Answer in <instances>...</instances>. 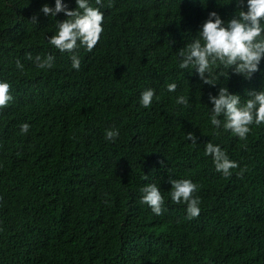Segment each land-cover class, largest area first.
<instances>
[{
  "label": "trees",
  "instance_id": "obj_1",
  "mask_svg": "<svg viewBox=\"0 0 264 264\" xmlns=\"http://www.w3.org/2000/svg\"><path fill=\"white\" fill-rule=\"evenodd\" d=\"M89 3L103 12L104 32L91 52L77 50L76 70L71 53L49 43L67 19L41 11L55 0H0V81L13 96L0 110V264H264V124L246 141L223 127L214 136L209 101L221 87L242 103L264 90V59L251 79L229 69L215 86L178 66L209 13L227 23L236 0ZM48 54L54 66L38 68L35 57ZM108 129L119 131L115 141ZM207 142L239 164L230 176L205 155ZM170 178L199 185L198 217L172 202ZM152 183L165 198L161 215L141 203Z\"/></svg>",
  "mask_w": 264,
  "mask_h": 264
},
{
  "label": "clouds",
  "instance_id": "obj_2",
  "mask_svg": "<svg viewBox=\"0 0 264 264\" xmlns=\"http://www.w3.org/2000/svg\"><path fill=\"white\" fill-rule=\"evenodd\" d=\"M101 5V0H95ZM77 7L69 10L62 0H55V8L44 5L41 11L46 16L55 17L63 12L67 19L57 22L58 31L49 38V43L61 53H71L72 67L79 70L81 59L77 54L80 47L91 52L101 39L104 32V14L99 8L90 5L89 0H76ZM111 6V5H109ZM237 11L227 23L221 19L217 12L209 13L191 43L178 51L181 58L180 69H194L204 84L215 86L221 77L229 78V69L234 74L251 79L253 74L260 71L259 65L264 59V0H247V11H244V0H236ZM32 21L36 23V18ZM27 59H33L31 53ZM55 57L51 54L41 58L37 55L35 63L40 69H50L54 66ZM16 67L23 71V64L17 60ZM222 69V71H217ZM177 85L169 83L167 90L175 92ZM11 85L0 81V110L6 108L13 100L10 92ZM248 99L241 102V96L231 94L227 87H221L218 95L209 94L211 107L210 123L213 126L214 136H219L221 127L230 130L241 141H246L251 132L252 125L264 124V90L252 91ZM155 96L154 89H146L141 93V105L150 107ZM176 103L187 106L189 97L178 96ZM223 117V119H221ZM30 129L28 123L21 125V132L27 134ZM117 129H108L105 138L115 141L119 136ZM186 139L193 145L197 138L193 133H187ZM205 155L213 158L217 172L225 177L230 176L231 170L239 164L229 159L225 150L212 142L205 145ZM246 169H241L240 175ZM147 179V176H145ZM170 197L173 203L187 205V218L192 219L200 215V198L194 194L199 190V185L190 179H171ZM141 203L147 204L152 212L161 215L165 198L160 188L155 184H147L141 188Z\"/></svg>",
  "mask_w": 264,
  "mask_h": 264
}]
</instances>
